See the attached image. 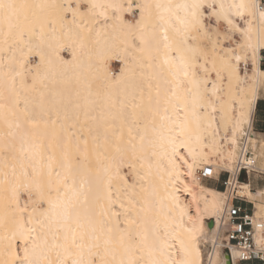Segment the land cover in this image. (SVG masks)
<instances>
[{"label": "snow or ice", "instance_id": "1", "mask_svg": "<svg viewBox=\"0 0 264 264\" xmlns=\"http://www.w3.org/2000/svg\"><path fill=\"white\" fill-rule=\"evenodd\" d=\"M254 7L226 8L222 0H0V264H187L168 259L176 242L180 251L187 245L158 200L147 148L166 130L170 163L182 161L191 174L180 150L195 162L189 141L199 113L233 103L232 82L241 72L264 83L251 22L241 27L233 18L243 20ZM259 17L264 30V10ZM56 23L69 36L95 31L97 43L119 49L113 58L125 68L130 59L139 73L96 98L90 83L77 78L73 87L69 77L60 81L63 92L52 94L58 98L46 102L48 92L38 91L21 108L29 58L44 60L45 28L54 32ZM225 80L228 101L218 95ZM35 83L33 76L34 90ZM116 204L120 211H111ZM153 213L172 226L167 238Z\"/></svg>", "mask_w": 264, "mask_h": 264}, {"label": "bare ground", "instance_id": "2", "mask_svg": "<svg viewBox=\"0 0 264 264\" xmlns=\"http://www.w3.org/2000/svg\"><path fill=\"white\" fill-rule=\"evenodd\" d=\"M35 2L61 3L62 0H35ZM97 2L103 3L104 0H97ZM177 2H182V0H177ZM217 2L219 3L220 0ZM222 2L226 8L239 3L255 4L254 8L245 10L243 20L235 16L233 18L238 24H240L239 21H243V24H240L241 27H247L246 22H251V43L253 46L260 45L256 47V61L257 67H259L262 57L261 50L264 47V37H262L264 30H262L259 17V12L264 9L260 8L259 0H222ZM47 11L51 12L52 10ZM68 19H71L70 15ZM42 50L44 55L42 62L39 57H35L33 62H31L32 57L29 58L30 71L27 74V85L30 87L21 91V108L24 106L23 98L32 99L38 91L48 92L46 102L58 98L52 94L62 93L63 86L60 81L69 77L73 79V87L76 86L77 78L90 83L93 98H96L97 93L103 96L110 90L116 91L117 88H122L131 71L134 70L137 74L140 71L130 59L127 68H125L123 60L113 58L120 50L107 51L103 42L97 43L95 31L90 35L69 36L68 28L61 26L60 23H56L54 32L45 28ZM64 50L68 52V57L63 54ZM113 61L120 64L116 72L111 70ZM241 64L244 67L245 62L241 60L240 67ZM121 69H125L123 77ZM260 71H264V68H260ZM33 76L36 77L35 90L31 87ZM240 77V80L234 79L232 82L233 103L226 104L222 111L221 104L218 102L215 105L214 113L211 108L206 110V114L205 112L199 113L201 116L199 128L193 127L192 139L189 141V147L195 153V162L193 163L191 155H187L188 149L180 150V154L185 156L188 163L193 164L190 170L191 174H189L187 165L182 161H175V167L173 163H170L172 151L166 130L164 132L165 139H160L158 136L152 137L153 144L147 148L149 153H154L150 159L158 189V200L162 203L165 212L174 218L178 225H181L178 235L187 245L186 251H180V245L176 242L175 246L169 250V260H183L187 264H236L234 249L229 247V250L224 252L225 243L220 239V228L224 221L225 208L234 196V189L238 184V163L244 159L243 152L239 153L238 139L241 135L245 134L244 145L246 147L250 145L252 150V155L246 159L248 172L252 170L264 172V134L254 131L252 127L256 102L259 98H264V83L259 77L254 78L251 72L247 78L241 72ZM117 80H120L119 85H117ZM82 94L86 95L87 91L82 90ZM218 95L224 101L230 99L226 80L220 86ZM4 102V98L0 97V103ZM34 114L40 118V109L35 108ZM253 146L257 147V151H254ZM258 158H262L263 162H260L262 165L257 163ZM200 163L204 165L203 168L206 165L215 168L218 163L230 173L226 191L200 183L196 174ZM169 172L173 173L171 178L168 175ZM177 172L179 173L178 179H176ZM160 177H163V180ZM114 185H116L115 181ZM251 194L257 200L254 205L256 216L264 219V187L258 188L256 193ZM21 202H25L23 196ZM111 211L119 212V204L114 205ZM152 215L153 218H156L154 213ZM120 219L122 221L123 217L121 216ZM156 219L159 224L158 234L162 238H167L164 234L165 232L171 234L172 226L169 224L166 228L165 225L168 222L163 217ZM210 221L212 226H209ZM149 228H151V224H149ZM208 240L209 243L212 242L211 250L205 248V243ZM156 256L159 259H164L159 252L156 253Z\"/></svg>", "mask_w": 264, "mask_h": 264}, {"label": "built area", "instance_id": "3", "mask_svg": "<svg viewBox=\"0 0 264 264\" xmlns=\"http://www.w3.org/2000/svg\"><path fill=\"white\" fill-rule=\"evenodd\" d=\"M260 8L264 9V0H259ZM264 63V55L260 59L259 65ZM245 134L238 139L239 153L243 152V160L238 163V175L241 171L248 172L246 159L252 155L251 146L244 145ZM215 175L212 166L206 165L199 169L200 180L211 179ZM237 175V177H238ZM227 179L223 181L225 188ZM234 199H236L234 201ZM225 234L224 241L226 250L232 247L236 252V264H264V219L256 216L253 207H247L239 199L233 196L224 211V221L222 224Z\"/></svg>", "mask_w": 264, "mask_h": 264}, {"label": "rangeland", "instance_id": "4", "mask_svg": "<svg viewBox=\"0 0 264 264\" xmlns=\"http://www.w3.org/2000/svg\"><path fill=\"white\" fill-rule=\"evenodd\" d=\"M125 15L127 18H129L127 13ZM239 22L241 25L243 24V21H239ZM63 54L66 57L69 56L68 52L65 50L63 51ZM261 54H262V56L264 55V50H261ZM34 60H35V57H32L31 62H33ZM119 65L120 64L118 62L113 61L111 64V70L116 72L119 68ZM241 68H243L242 64H241ZM231 115H233V113H231ZM256 146H253L254 151H257ZM260 162H263L262 158H260V159L258 158V160H257V163L259 165H262V163L260 164ZM203 166L204 165L202 163H200L198 165L197 173H196L197 175H198L199 169L203 168ZM213 169L215 171L214 177L211 179L200 180V183L205 184V185H209V186H218V188L220 190L226 191L225 186L223 185V181L225 179H227V177H228V175H230V173L228 171H226L225 168H222L221 164H218V163H217L216 167ZM237 178H238V184L236 185V187L234 189V196L239 199V202H242L247 207H250V208L253 207V210H254V205H255L257 200L252 197L251 193H256L258 188L264 187V172H258V171L252 170V171H249L246 173L244 171H241ZM235 200L236 199H234V201ZM224 237H225V234L223 232V227L221 226V228H220V239L223 243H225ZM207 242L205 243L206 244L205 248L207 250H211L212 249V245H211L212 242L209 243V240ZM226 251L227 250L224 248V252H226Z\"/></svg>", "mask_w": 264, "mask_h": 264}, {"label": "crops", "instance_id": "5", "mask_svg": "<svg viewBox=\"0 0 264 264\" xmlns=\"http://www.w3.org/2000/svg\"><path fill=\"white\" fill-rule=\"evenodd\" d=\"M252 127L253 129H255L254 131L264 134V98H259L256 102L253 113ZM213 187L218 188V186H213ZM252 264H257V263L254 262Z\"/></svg>", "mask_w": 264, "mask_h": 264}, {"label": "water", "instance_id": "6", "mask_svg": "<svg viewBox=\"0 0 264 264\" xmlns=\"http://www.w3.org/2000/svg\"><path fill=\"white\" fill-rule=\"evenodd\" d=\"M209 226H212V222H211V221L209 222ZM226 255H227V257H228V253H227Z\"/></svg>", "mask_w": 264, "mask_h": 264}]
</instances>
